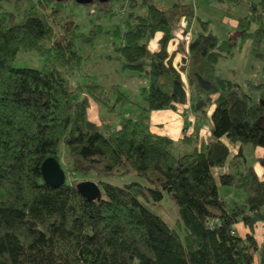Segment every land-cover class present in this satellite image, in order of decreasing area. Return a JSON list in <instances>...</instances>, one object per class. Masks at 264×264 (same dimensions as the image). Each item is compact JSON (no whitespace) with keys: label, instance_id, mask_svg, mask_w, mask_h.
<instances>
[{"label":"trees","instance_id":"obj_1","mask_svg":"<svg viewBox=\"0 0 264 264\" xmlns=\"http://www.w3.org/2000/svg\"><path fill=\"white\" fill-rule=\"evenodd\" d=\"M210 3L245 7L227 37L192 2L0 0V264H253L264 179L241 147L229 155L237 142L264 150V0ZM181 18L193 26L188 42L174 34ZM247 41L263 79L241 83L219 63ZM26 52L39 66L13 65ZM128 71L142 77L134 90L143 103L113 81ZM90 102L109 114L131 103L136 115L100 127L88 116ZM187 103L190 132L174 140L151 131V111ZM50 156L65 173L58 187L41 175ZM256 160L264 166V152ZM223 166L219 185L241 188L244 200L219 195L212 168ZM130 172L143 182L105 181ZM81 179L94 180L100 197L82 196ZM166 195L175 227L146 205Z\"/></svg>","mask_w":264,"mask_h":264},{"label":"rangeland","instance_id":"obj_2","mask_svg":"<svg viewBox=\"0 0 264 264\" xmlns=\"http://www.w3.org/2000/svg\"><path fill=\"white\" fill-rule=\"evenodd\" d=\"M116 4L117 2H115V6ZM211 5L212 7L209 9V11H205L204 9L205 7L201 6L200 9H198V13L202 17H206L211 20V23H212L211 28L220 38L227 37L230 34L231 30H234V27H235L232 21H235L236 16L244 13L245 7L241 5V7H237V8L235 7L230 12H227L219 8V6H217L214 3ZM74 10H75L77 19L79 20L85 19L86 17L85 9H83L80 6H76ZM209 12L211 14H209ZM231 23H233V25ZM192 27H190V25H187V20L185 18L180 19L177 25V28L178 29L182 28V31L186 32V36L182 34L183 35L181 37L182 41L188 42L191 39ZM177 28L174 30L175 32H177ZM103 42L100 44L101 48L102 46H104ZM249 47H250V44H249V41H247L246 43H243L240 50L234 53V56L232 57V59L228 58V59H223V61L222 60L220 61L219 67L221 68L222 66V69H223L222 71L226 73L228 72L229 74V75H224V76L233 77L234 79H236L238 82H241V83L243 82V80L258 81L260 79H263V76L261 74V64L262 63L261 61L255 59L254 57L250 55ZM40 63H41V59L40 57L36 55L35 52H26V53L20 54L13 61V65L15 66L35 67V66H39ZM89 66L92 67L91 64ZM92 70L91 72L96 76V78L100 79L104 76L108 78H112L111 77L112 75L110 74L109 71H108V74L106 75L107 71H103L99 69H92ZM222 71L220 69L221 73ZM127 73H130V71L126 72L124 76H123L124 73L118 74V75L115 74V76L113 77V81L114 80L118 81L121 84L122 89L126 93H128L132 97V99L136 100L137 102L141 101V103H143L140 94H138V91L136 92V90H134L136 87L142 85L143 83L142 77L140 75L133 76V77H130V76L127 77L126 76ZM129 89L132 90L133 93L130 94L128 91ZM210 110L211 108H208L206 110L207 111L206 116H208V114L210 113ZM135 115H136V109L134 108V105L131 103L119 104L115 112L111 114H109L103 107L99 106L97 103H94V102H90V105L88 107L89 118L92 121H94L97 125H99L100 127H104L105 123L110 125V127L113 125H116L120 116L134 117ZM68 180H69V177H68ZM82 180H85V179H81L80 181ZM89 180H92V179H89ZM132 180H138V181L143 182V180L140 177H137L133 172H130L128 174H123V175L115 174V175L108 176L105 178V181L113 183V184H118V185L123 184L124 182L132 181ZM218 192H219V195L225 197L226 199L230 201H233V200L242 201L245 198V192L241 188H235L232 186H220L218 189ZM146 205L153 212L161 215L170 226L175 227L174 225L175 207H174L173 202L168 198L167 195L160 202H158L157 205H154L152 203H147V202H146Z\"/></svg>","mask_w":264,"mask_h":264},{"label":"crops","instance_id":"obj_3","mask_svg":"<svg viewBox=\"0 0 264 264\" xmlns=\"http://www.w3.org/2000/svg\"><path fill=\"white\" fill-rule=\"evenodd\" d=\"M174 1L192 2L195 5L197 12L201 6L205 7L204 8L205 11H209V9L212 7L210 0H155V2L161 4L162 6H168ZM209 14L211 13L209 12ZM232 22L235 25V21ZM233 23L231 24L233 25ZM174 34L176 38L180 40H182L181 37L183 35L186 36V32L182 31V28L180 29L177 28V32H175ZM159 36H160V32L156 33L155 37L150 43L151 49L154 50L157 48V40ZM173 47L174 46H172V48ZM177 59H178V54L176 56V60ZM150 123H151L152 132L160 135H166L174 140H177L180 137H182L183 131L186 132L191 131L192 123H193V115L190 113L189 104L187 103V104L179 105L176 110L161 109V110L151 111ZM208 129H209V120L208 118H206L205 120H203V125H202L203 133L207 135ZM240 147L246 157L247 164L253 166L255 172L257 173L260 179H264V166L260 165L256 160V158L264 152L263 148L253 147L250 144L244 145L237 142L235 145L231 146L229 158L232 155H234ZM225 171H226V166L212 168L213 176L215 177L218 184V189L221 186L219 185L218 177L221 173H224ZM234 228L239 235L244 236L246 232V228L241 223L235 224ZM253 236L257 245V251L255 252L253 264H264V222H258L254 226Z\"/></svg>","mask_w":264,"mask_h":264},{"label":"water","instance_id":"obj_4","mask_svg":"<svg viewBox=\"0 0 264 264\" xmlns=\"http://www.w3.org/2000/svg\"><path fill=\"white\" fill-rule=\"evenodd\" d=\"M63 1V0H56ZM79 4H91L94 1L110 2L111 0H74ZM41 175L43 180L53 187H58L65 181V173L61 168L58 160L52 156L43 160L40 166ZM77 190L89 200L97 199L100 197V188L94 180H82L76 183Z\"/></svg>","mask_w":264,"mask_h":264}]
</instances>
